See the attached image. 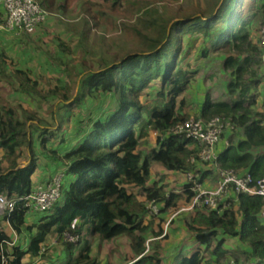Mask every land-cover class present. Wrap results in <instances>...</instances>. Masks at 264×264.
<instances>
[{
  "label": "trees",
  "instance_id": "trees-1",
  "mask_svg": "<svg viewBox=\"0 0 264 264\" xmlns=\"http://www.w3.org/2000/svg\"><path fill=\"white\" fill-rule=\"evenodd\" d=\"M35 1L49 13H70L68 0ZM155 2L101 0L99 6L105 5L109 11L96 13L83 4L77 19L64 28L70 38L76 39L78 62L68 56L74 48L53 33L48 34L59 54L49 69L53 72L51 78L58 77L47 89L0 52V81L9 91L0 96V195L18 199L30 193L31 177L40 159L65 170L59 202L51 211L35 215L36 224L25 226L27 231H33L26 250L13 248L4 258L1 256L0 264H30L25 259L39 256L40 264H55L48 252L41 253L51 237L62 248L61 264H98L91 257L90 238L100 243L125 238L135 256L127 264H162L160 246L154 243L150 248L146 241L148 233L154 238L162 236L161 225L153 226L154 220L143 224L145 206L155 202L163 206L161 212L175 210L182 196L166 194L164 185L148 186V178L151 165L180 174L196 170L191 163L194 150L188 148L190 143L172 134V130L188 118L183 94L195 72L186 64V69L180 65L197 39L201 42L199 58L204 59L210 52L221 53L222 68L232 78L226 86L232 99L214 103L205 95L196 116L205 122L220 118L242 134V139L231 141L219 155L218 168L249 173L253 181L264 177V152L256 154L264 150L263 117L249 110L255 99L249 86L257 88L262 77L248 70L250 64L260 63L261 51L244 27L242 0H210L206 12L181 18L168 15L166 8ZM260 2L257 16L264 10V0ZM119 12H124L132 23L120 22L121 18L116 17ZM261 20L264 25V18ZM107 23L112 27L110 34L105 30ZM42 26L36 32L47 35V26ZM122 31L134 36V46L130 43V49L123 42L119 47L122 55H110V46L104 47V39L117 47L114 38ZM183 37L188 41L185 49L181 45ZM95 41L102 44L98 50L94 48ZM96 51L98 56L94 55ZM247 76L248 84L244 79ZM13 95L26 97L36 109L9 102ZM49 101L52 105L47 109V120L39 115V109ZM151 131L155 133L156 147L142 154L138 149L145 147L143 140ZM68 134L73 140L78 137V142L71 144ZM26 153L28 165L18 168ZM133 190H138L145 200L138 202ZM186 195L189 199L192 194L186 191ZM263 206L262 198L241 195L236 210L231 207L221 215L202 210L185 219L187 231L203 248H196L190 255L177 252L169 264L174 260L175 264L264 263V224L258 220ZM21 216L25 218L27 214L17 203L3 219L12 224ZM66 233L78 236L77 242H65ZM225 238L237 239L231 251L224 249ZM7 241L0 232V253Z\"/></svg>",
  "mask_w": 264,
  "mask_h": 264
},
{
  "label": "rangeland",
  "instance_id": "rangeland-1",
  "mask_svg": "<svg viewBox=\"0 0 264 264\" xmlns=\"http://www.w3.org/2000/svg\"><path fill=\"white\" fill-rule=\"evenodd\" d=\"M156 4L158 6H163L166 8V11H168V15L174 16V15H180V18L182 16H192L194 14L198 15L201 13L206 12L207 10V5L210 0H155ZM70 2L69 9L70 13H67V15H62L60 13L52 12L47 13V18L44 24H42V27L47 26L48 28V33L47 35H39L35 31L34 34L31 35H24V34H18V35H13L11 38L8 36H2L0 35V48H3V51L0 49V51L3 52L5 57L7 58L8 61L13 62L16 67L20 68L23 71H29L30 77L32 80L39 81L38 84L43 89H47L48 87L53 86V78L56 77H50L52 76L53 72L49 71L50 66L54 65L53 60L55 56H58L59 52L54 48L55 46V41L51 35H48L49 33H53L54 36H57L59 40H62L63 42H66L69 44L71 48L75 49V42L76 39L70 38L66 34V28L65 26H69L73 23H70L72 20H76L78 15L81 12V7L82 5H87L89 6L91 12H108L109 9L106 7L99 6L101 0H92V2H88L87 0H68ZM262 3L260 0H242L241 2V17L243 22L245 23L244 27L247 26V30H249L250 33V38L251 42H254L257 44L258 37H260V28L263 26L261 23V19L264 18V12L261 13L260 15L257 16L255 14L258 12V8L260 7ZM263 15V16H262ZM120 19V22H130L132 23L131 20L127 19L125 17L124 12H119L116 17ZM4 17V14H3ZM2 21L0 20V24ZM79 22H76L75 25H78ZM108 28H106L107 34H110L112 30L111 25L107 23ZM41 27V28H42ZM40 28V30H41ZM1 32V31H0ZM133 34V33H132ZM97 35V34H96ZM117 35V34H115ZM98 36V35H97ZM96 37V36H95ZM115 43L116 46H111V41L109 39H104V47L107 48V52H109L110 55H117L120 54L122 55L121 51L119 50V47L122 46V43H127L129 45L130 43L134 42L136 40L134 36H132L128 32H120L119 35H117L115 38ZM3 42V44H2ZM97 42V41H95ZM188 43L187 39L185 37L182 38L181 45L182 48H186V44ZM195 47L192 49L190 55L184 60L180 67L183 69H186L185 64L188 66V69H190L192 72H195V75L193 77V80L190 82V86L188 87V91L184 94L183 98L184 101H186V106H185V113L189 112H194L198 108V96L196 93L198 92L201 96L202 95H209L213 100H218V101H225V102H230L232 97L226 92V86L232 82V78L229 75V71H224L222 68V55L220 52L214 53L210 52L207 57L199 58V51L201 50V42L199 39L194 41ZM133 44V43H132ZM102 46V44L98 41L97 45L94 43V48L98 50V48ZM134 46V44H133ZM258 46V44H257ZM130 49V45L128 46ZM136 48H139V45L136 46ZM259 48V47H258ZM78 50V49H77ZM95 56L99 55V52L96 51L94 54ZM70 58H72L74 61L78 62V52L76 49L74 52H70L68 55ZM47 60L50 61V63L47 62ZM76 62L74 64H76ZM249 72L252 70V72L255 74L257 78H260V75L263 72V68L261 67V64L258 62H254L253 64H250L249 67ZM248 72V73H249ZM254 74L252 76H254ZM248 78L249 76L245 77L244 79ZM253 77H250V79ZM248 79H246V83L248 84ZM256 79V78H255ZM259 86V85H258ZM253 88L252 86H249L251 89V93L255 96L253 106L249 107V110L255 114H260L264 118V92L259 93L258 92L262 89ZM263 90V89H262ZM9 93L8 87L5 85L4 82L0 81V96L4 94ZM148 94H150V91H146ZM145 95L141 96V102H145L146 98H144ZM150 96V95H149ZM203 96V97H204ZM19 98V99H18ZM149 98V97H147ZM99 100H102V98H97ZM105 99L106 103H109V100ZM9 102H17L21 103L24 106H28L29 108L36 109V105L32 103L31 101H28L26 97H23L22 95L15 96L9 100ZM148 104V103H147ZM194 104H196L194 106ZM52 105V101L48 102L46 105L42 106L43 108L39 109V115L43 118H46L49 120V111L47 110L49 106ZM260 112V113H258ZM84 111L83 114L84 115ZM80 115V116H81ZM189 117V116H188ZM259 119L260 117H255ZM262 118V119H263ZM264 122V119H263ZM222 129H224L223 124ZM227 129V128H226ZM234 131V130H233ZM149 132L148 137H146L143 141L145 144L142 147L144 150H149L151 147L155 148L156 145L152 141V133ZM72 137V135H71ZM221 141V138H220ZM220 142L218 143V148H219ZM26 161V156L24 157ZM186 174H182L179 177L174 176L173 173H168L159 167L153 166L151 167V176H150V182H158V185H164L166 187V191L168 193L174 192V188L180 186L182 184V177L183 179H186ZM71 178V177H70ZM151 179H153L151 181ZM48 181V180H47ZM46 181V182H47ZM186 181V180H185ZM150 186V185H148ZM135 198L138 202H143L145 199H143V196H139L135 194ZM158 205V204H156ZM184 205V197H181L180 200L177 203V208L175 210L170 209V210H165L164 212H161L163 209L162 205H158L160 211L157 215H153L150 212V208L154 206L153 203H148L146 207V214L144 217V225L147 224V222L154 220L153 226L160 224L161 229H162V235L165 237V239H160V238H154L152 236V233H148L146 235V241L148 246L151 248L153 247L154 243H157L160 246L159 253L160 256H162L163 260L165 262L163 264H168V261L171 257V254L168 256L167 253L172 252V247L176 245V243H181L184 245L186 242L184 241L185 236L183 235V223L184 220L191 217L189 213H184V212H178L179 214H176V210L181 207L183 208ZM51 211V210H50ZM35 216V215H33ZM38 220V217H36ZM32 221H29V223H24L21 220H18L17 222L14 221L13 225L10 224L16 233V235H19L22 231H24V226L26 224H30ZM156 230V229H154ZM8 239V238H7ZM18 239V237H17ZM122 239V238H121ZM186 239V238H185ZM113 240L112 242L109 243H100L97 239L90 238V248H91V257L95 258L97 260L98 264H127L131 259L129 258L128 260L122 259V250L120 249L122 246H119L116 241ZM9 241V240H8ZM188 242V241H187ZM188 245L191 244V242L187 243ZM215 244V243H214ZM181 245V246H182ZM197 246L196 242H193L189 248H188V255H190L194 248ZM198 248H203L199 247ZM235 246H233L232 249H234ZM3 249V245H2ZM229 251L230 248H228ZM4 251V250H3ZM44 253L50 252L49 255H51L52 250H49L48 248L45 247V250L43 251ZM54 252V250H53ZM120 253V254H118ZM7 253L4 251L0 253V261H2ZM165 255V256H164ZM2 256V258H1ZM126 260V261H125ZM230 260V259H229ZM232 261V260H231ZM230 261V262H231ZM175 260L173 261V264H175ZM219 264H226L227 262L223 261H217ZM172 264V263H171Z\"/></svg>",
  "mask_w": 264,
  "mask_h": 264
},
{
  "label": "built area",
  "instance_id": "built-area-1",
  "mask_svg": "<svg viewBox=\"0 0 264 264\" xmlns=\"http://www.w3.org/2000/svg\"><path fill=\"white\" fill-rule=\"evenodd\" d=\"M0 12L4 14L0 30L13 35L34 34L47 18L46 11L35 0H0ZM257 44L261 51L260 61L264 68V25L260 28ZM262 80L264 83V73ZM221 124H223L224 129H222ZM226 130H234L230 122L220 118L205 122L200 117L193 115L172 130V134L183 136L195 147L194 156L191 158L192 164L211 166L216 170L214 174L215 187L210 190L203 189L199 179L193 173L186 174L185 185L176 188L173 192V194L184 197L183 208H178L176 214L184 212L189 213L192 217L197 212L204 210L221 215L231 207L236 210L241 195L249 198L260 197L264 202V177L253 181L249 173H234L218 168L219 153L217 147ZM64 178V171L57 172L50 180L18 199H8L6 196L0 195V218L10 214L17 203L22 204L27 215H42L49 212L62 196L61 189ZM186 191L192 194L189 199H187ZM152 203L154 206L150 208V212L157 215L160 211L159 204ZM259 218L264 220V206ZM63 238L65 242L70 244L78 240V236L67 233L64 234ZM44 250L43 247L41 253ZM212 264L219 263L213 262ZM250 264H257V262L252 261Z\"/></svg>",
  "mask_w": 264,
  "mask_h": 264
},
{
  "label": "crops",
  "instance_id": "crops-1",
  "mask_svg": "<svg viewBox=\"0 0 264 264\" xmlns=\"http://www.w3.org/2000/svg\"><path fill=\"white\" fill-rule=\"evenodd\" d=\"M3 19V13L0 12V20L2 21ZM0 35L2 36H8V37H11L13 35H11L10 33H6L2 30H0ZM25 35V34H24ZM11 38H15V37H11ZM253 44H255L254 42H252ZM1 44V42H0ZM3 44V42H2ZM2 51H3V48H0ZM1 52V51H0ZM260 64H261V67L263 68V65L260 61ZM263 73H264V68H263V72L262 74L260 75V77L263 76ZM190 86V84L188 85V87ZM258 86V85H257ZM188 87H187V90L184 92V94L188 91ZM260 88H262L259 92H258V95L259 93H262L264 92V83H263V80L262 82L259 84L258 86ZM183 94V96H184ZM6 93L4 92L3 95H1V97L5 96ZM196 95L198 96V102H196V104L198 103V109L201 107L203 101H204V98L203 97L204 95H200L198 92L196 93ZM211 101L214 102V103H218V102H225V101H218V100H213V98H211ZM194 104V106L196 105ZM32 109V108H31ZM197 109V108H196ZM198 109L195 110L194 112H187V116H196L197 115V112H198ZM260 113V112H259ZM264 119V118H263ZM263 119H262V125L264 126V122H263ZM152 133V134H151ZM151 135H152V141L154 142V139H155V133L153 131H151ZM68 137L70 138V143L71 144H75L76 142H78V137L75 136L74 140L72 139L73 137H71V134L69 135L68 134ZM240 139H242V134L240 133L239 130H226L224 132V134L222 135L221 137V141H220V145H219V148L217 147L218 149V153L219 155L227 148V146L229 145V143L232 141L234 143L238 142ZM155 144V142H154ZM153 147H151L152 149ZM189 149L191 150H196L195 147L193 145H189L188 146ZM35 149L37 150V153H38V149L36 148V145H35ZM144 150L143 148H139L138 149V152L142 153V154H148L149 151L151 150ZM264 152L263 149L259 150L256 154L258 155H261L262 153ZM26 156V161L24 160L25 158H22L19 162V167L18 168H23L25 166L28 165L29 163V154L26 153L24 155V157ZM153 166H156V167H159L160 169L166 171L165 169H163L162 167L158 166V165H151V167ZM49 167V169H48ZM57 168V169H55ZM215 168L214 167H211V166H202V165H196V170L195 172L193 173V175L197 176V179L200 178V176H203L202 180H200V183H201V186L203 189L205 190H210V189H213L215 187V177H214V174L216 172V170H214ZM60 171H65L64 168H58L56 167L54 164H49V162H47L46 160H43V159H40V161L38 162V165H37V168H36V171L34 172V174L32 175L31 177V184H32V188L35 189L37 188L38 186L44 184L47 180H49L54 174H56L57 172H60ZM168 172V171H166ZM168 173H173L174 176L176 177H179L180 173H177V172H168ZM150 176H151V168H150V172H149V180H150ZM148 180V185H152L154 183H158V182H150ZM153 179H151L152 181ZM186 179L182 177V184L176 188H180V187H183L185 185V181ZM174 188V189H176ZM133 193L141 196V194L139 193L138 190H133L132 191ZM131 191H129L128 193H132ZM143 199L144 196H143ZM18 218V217H17ZM22 219V220H21ZM18 220H21L22 222L24 223H29V221H32L30 222L31 225L32 224H36L37 222V218L36 216H33V215H27L24 217H19ZM16 220V222L18 221ZM241 220V217H239V221ZM258 220L260 223L264 224V220L260 219L259 216H258ZM14 221L12 222V225H13ZM25 226H30V224H26ZM24 226V231H22L19 235H16V233L14 232L12 226L6 221L3 219V217L0 218V229H1V232L5 234V236L8 238L9 241L5 242L3 244V250L6 252V253H9L11 252V250L13 248H16V249H19L20 251H25L27 246H28V242H29V238L30 236L32 235L33 231H27ZM183 227H184V230H183V235L185 236L184 238V241L186 242L184 245H182L181 243H176V245H174L172 247V252L170 253H167L168 256L171 254V257L169 259L172 260L173 256L177 253V252H180L182 254H186L188 255V248L189 246L193 243V242H196L195 239L192 237V235H190V233L187 231L186 229V225L185 223H183ZM163 236V235H162ZM162 236L160 237V239H163ZM18 237V239H17ZM165 239V238H164ZM191 242L190 245H188L187 243L188 242ZM116 243L119 245V246H122L120 249H124L122 250V253L121 254L123 257L122 259H125L128 260L129 258L132 260V259H135V256L132 255V253L130 252V250L128 249L127 247V242H126V239L125 238H120L116 241ZM197 243V242H196ZM236 243H237V239L236 238H225V242H224V249L225 250H229L228 248L232 249L233 246H236ZM182 245V246H181ZM43 247L45 248H48L49 250H52V254L49 255L51 257V261L55 264H61V260H63V252H62V248L60 247V245L57 243V239L55 237H51L49 238L46 243L43 245ZM198 248V245L194 248V250ZM54 250V252H53ZM193 250V251H194ZM50 253V252H48ZM120 254V253H118ZM165 256V255H164ZM161 259H162V264L165 262V260H163L162 256H160ZM125 260V261H126ZM169 261H168V264H169ZM25 262L26 263H30V264H40L41 262V259H40V256L35 258V259H32V260H28V259H25Z\"/></svg>",
  "mask_w": 264,
  "mask_h": 264
}]
</instances>
